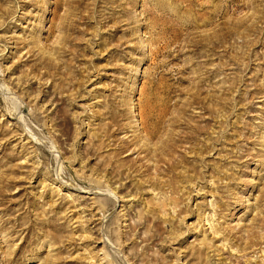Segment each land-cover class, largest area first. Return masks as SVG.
<instances>
[{"label":"rangeland","instance_id":"374dc122","mask_svg":"<svg viewBox=\"0 0 264 264\" xmlns=\"http://www.w3.org/2000/svg\"><path fill=\"white\" fill-rule=\"evenodd\" d=\"M225 2L0 0V264H264V0Z\"/></svg>","mask_w":264,"mask_h":264},{"label":"bare ground","instance_id":"6f19581e","mask_svg":"<svg viewBox=\"0 0 264 264\" xmlns=\"http://www.w3.org/2000/svg\"><path fill=\"white\" fill-rule=\"evenodd\" d=\"M236 1L237 0H226V2H225V4H224V6H223V9L221 10V8H222V5H217L216 7H218L217 8V10H221L222 12L224 11H229L228 10V8H229V6H231V5H235V3H236ZM221 13V12H220ZM225 13H227V12H225ZM10 103V102H9ZM102 193V192H101ZM103 193H105L107 196L106 197H104L103 196V198H101V202L105 205V204H107V202L109 201V199H111L112 197H113V195H112V193L110 192V191H108V190H105ZM104 194V195H105ZM113 199H115V200H117V198H115V196L113 197Z\"/></svg>","mask_w":264,"mask_h":264}]
</instances>
